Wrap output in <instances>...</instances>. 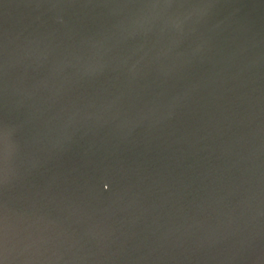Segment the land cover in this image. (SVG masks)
Wrapping results in <instances>:
<instances>
[{"label": "water", "instance_id": "water-1", "mask_svg": "<svg viewBox=\"0 0 264 264\" xmlns=\"http://www.w3.org/2000/svg\"><path fill=\"white\" fill-rule=\"evenodd\" d=\"M0 264H264V0H0Z\"/></svg>", "mask_w": 264, "mask_h": 264}]
</instances>
